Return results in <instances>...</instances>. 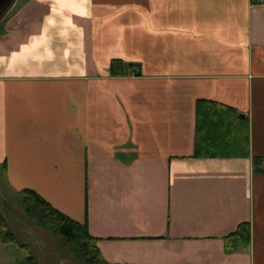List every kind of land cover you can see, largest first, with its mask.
I'll use <instances>...</instances> for the list:
<instances>
[{
	"label": "crops",
	"instance_id": "0c3cea01",
	"mask_svg": "<svg viewBox=\"0 0 264 264\" xmlns=\"http://www.w3.org/2000/svg\"><path fill=\"white\" fill-rule=\"evenodd\" d=\"M112 59L134 66L111 76ZM206 117L213 140L246 130L249 155L193 156ZM0 172L8 194L85 222L107 263L264 264V4L17 0L0 21ZM245 221L249 245L227 251ZM11 246L0 264H18Z\"/></svg>",
	"mask_w": 264,
	"mask_h": 264
},
{
	"label": "trees",
	"instance_id": "16d2710c",
	"mask_svg": "<svg viewBox=\"0 0 264 264\" xmlns=\"http://www.w3.org/2000/svg\"><path fill=\"white\" fill-rule=\"evenodd\" d=\"M134 66L133 63L125 62L121 59H112L108 65V72L111 76H124ZM199 103V102H198ZM207 105L212 106L209 102ZM216 110H211L210 113ZM210 119L198 118L196 123L195 143L193 156L195 157H223V156H248V144L246 130L243 133L232 134L229 138L223 137L221 140L211 139V129H215V124H210ZM225 127V125L223 124ZM223 128V127H222ZM263 158L252 157L255 170L261 168ZM5 171L4 166L2 167ZM1 173V172H0ZM22 196L25 211L30 218L42 224L48 221L54 222L55 232L63 238L88 264H110L105 262L88 232L87 224L80 223L68 217L64 213L54 208L43 197L32 189H22L19 192ZM21 201V202H22ZM17 243L15 233L10 229L4 217L0 214V244ZM250 243V224L241 222L234 232L224 237V245L227 251L237 250ZM19 246H23L18 244ZM18 264H38L31 255H23L18 259Z\"/></svg>",
	"mask_w": 264,
	"mask_h": 264
},
{
	"label": "rangeland",
	"instance_id": "374dc122",
	"mask_svg": "<svg viewBox=\"0 0 264 264\" xmlns=\"http://www.w3.org/2000/svg\"><path fill=\"white\" fill-rule=\"evenodd\" d=\"M21 201L22 196L7 193L0 178V214L15 233L17 243L9 244L14 255H31L38 264H88L55 232L54 222L30 218Z\"/></svg>",
	"mask_w": 264,
	"mask_h": 264
},
{
	"label": "water",
	"instance_id": "95a60500",
	"mask_svg": "<svg viewBox=\"0 0 264 264\" xmlns=\"http://www.w3.org/2000/svg\"><path fill=\"white\" fill-rule=\"evenodd\" d=\"M16 1L17 0H0V21L11 11Z\"/></svg>",
	"mask_w": 264,
	"mask_h": 264
},
{
	"label": "built area",
	"instance_id": "2783aa9c",
	"mask_svg": "<svg viewBox=\"0 0 264 264\" xmlns=\"http://www.w3.org/2000/svg\"><path fill=\"white\" fill-rule=\"evenodd\" d=\"M257 4H264V0H253Z\"/></svg>",
	"mask_w": 264,
	"mask_h": 264
}]
</instances>
